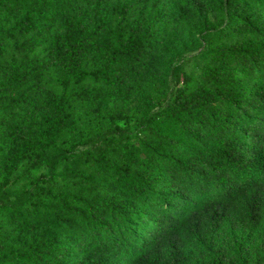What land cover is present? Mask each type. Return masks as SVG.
<instances>
[{
	"label": "trees",
	"instance_id": "16d2710c",
	"mask_svg": "<svg viewBox=\"0 0 264 264\" xmlns=\"http://www.w3.org/2000/svg\"><path fill=\"white\" fill-rule=\"evenodd\" d=\"M197 25L200 76L160 103ZM0 196V264H264V0H0Z\"/></svg>",
	"mask_w": 264,
	"mask_h": 264
},
{
	"label": "rangeland",
	"instance_id": "374dc122",
	"mask_svg": "<svg viewBox=\"0 0 264 264\" xmlns=\"http://www.w3.org/2000/svg\"><path fill=\"white\" fill-rule=\"evenodd\" d=\"M220 15L219 11H217V13H212L210 15L211 22L216 23ZM180 29L184 30L181 33H175L168 37L165 42L168 48L163 51L161 57L160 66L163 68L164 75L162 79L156 83L155 86L157 90L154 95L157 101L163 104L167 102L172 92L184 86V75H192L194 77L200 76L204 62L193 55L198 54L210 43V41H215L216 39V32H214L215 28H213L212 25H208L207 27L197 25L193 28L183 26ZM130 123L133 124V120ZM119 124L125 125V122L121 120ZM129 130L132 131L133 126ZM162 130L179 140L183 148H187L189 144H196L193 138L177 127L162 124ZM64 164L65 162L59 164L57 170H61ZM48 171L49 167L46 166L35 173V175H23L18 172L14 177L12 185L8 189L10 200L24 198L27 192L34 187L38 180L37 177ZM0 198L2 197L0 196Z\"/></svg>",
	"mask_w": 264,
	"mask_h": 264
}]
</instances>
